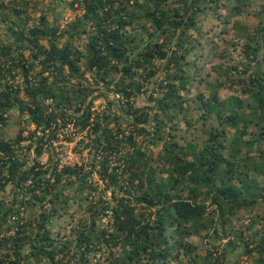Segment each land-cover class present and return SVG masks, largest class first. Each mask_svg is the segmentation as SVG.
<instances>
[{"label": "trees", "instance_id": "16d2710c", "mask_svg": "<svg viewBox=\"0 0 264 264\" xmlns=\"http://www.w3.org/2000/svg\"><path fill=\"white\" fill-rule=\"evenodd\" d=\"M52 2L82 14L0 0V133L19 120L0 137V264H264V4L252 27L255 0ZM183 121L207 138H178ZM71 125L90 159L60 169L48 145Z\"/></svg>", "mask_w": 264, "mask_h": 264}, {"label": "rangeland", "instance_id": "374dc122", "mask_svg": "<svg viewBox=\"0 0 264 264\" xmlns=\"http://www.w3.org/2000/svg\"><path fill=\"white\" fill-rule=\"evenodd\" d=\"M69 2L73 1V0H68ZM264 4V0H255V4L252 7H249L246 9L247 11V15L243 16V17H239L238 19L242 22V24H248L250 26H257L259 21L254 17V12H256L257 10H259ZM55 5L52 0H39V11H36L35 5L31 4L30 8H29V18L30 19H37L39 18L43 13L42 11L44 10V14L46 13L48 19L50 21H52L55 18V14L54 13H61L60 16V20L58 21V24H60L62 27H66L67 24H69L71 21L76 20L77 15H81L82 12L81 11H74L70 8H57L56 11H53L55 8ZM50 7V10H49ZM207 27H212L213 28V32L215 33H220L222 26L221 23H219L218 21H216L215 19H210L207 22ZM234 34V32L232 33ZM212 35V34H211ZM217 42H220V40H218L216 38ZM80 46H83V44H80ZM224 46L221 45V49H223ZM231 56L233 57L234 60H241V56H240V50L235 51L234 49L230 50ZM26 55L29 56V52H26ZM225 60H220V59H215L213 63L208 64L207 65V72H210L211 76L209 78V81H215L217 79L216 77V73L212 72V67L213 65L219 64V63H224ZM86 78H90V75H87ZM163 79V75L162 73H160L156 78H154L152 80V82L148 85V92L146 95H142L141 97H139L137 99V105L139 107H145L147 105H149V101L148 98L150 96V94H152L153 90L161 83ZM91 79H89L90 81ZM91 83V82H90ZM196 92H194V94L192 96H195ZM229 94H232L231 92L229 93L227 90L221 92V95L223 98H225L226 96H228ZM95 96L97 95V93L94 94ZM109 96L112 98L114 95L113 93H110ZM107 99L104 98H100L95 102V106L96 108H103V106L106 104ZM196 115L198 116V113H196ZM18 114L16 113V120L12 121L10 123V125L8 127H6L2 133H0V137H4V138H11L14 137L17 132H18V128H17V122H18ZM72 126V125H71ZM69 128V127H68ZM71 135H69L68 133L66 134L65 132L67 131L66 129L63 130L60 135H59V140H56L53 143V147L54 148H58L61 152H66L68 150H73L76 154H79L82 157V163H87L89 158V151L88 149L83 150L81 153H78L77 149L82 150V148H78V142L80 141L81 137L80 136H76V138H74L73 133H74V129L71 130ZM178 138L186 139L189 135H192L193 138H197L196 140L200 141L201 139H206L207 137L202 135L201 133H196L195 132V128H188L185 125V122L183 121L179 127H178ZM199 135V137H198ZM70 138L72 137L73 140L69 141L66 138ZM181 140V141H182ZM197 141V142H198ZM183 142V141H182ZM161 147L159 148H155L152 147L151 150L154 154H158L160 151ZM94 178H98V175L95 174ZM9 190V189H8ZM1 198H3L1 196ZM77 213L79 217H83V212L82 210H84L83 208H80L78 205L75 207L74 209ZM65 225L63 232L64 234H69L70 230H71V223H69V219L66 218L65 220ZM104 222H106V220H104ZM55 226L59 227V223L55 222ZM189 242H191L192 244L196 245V246H200L201 243L203 242V240L200 237H192L189 239ZM236 254H230L228 257V264H234L235 258H236ZM246 258H244L245 260ZM244 263V262H242Z\"/></svg>", "mask_w": 264, "mask_h": 264}, {"label": "built area", "instance_id": "2783aa9c", "mask_svg": "<svg viewBox=\"0 0 264 264\" xmlns=\"http://www.w3.org/2000/svg\"><path fill=\"white\" fill-rule=\"evenodd\" d=\"M69 129L73 130L74 128H73V126H69V128L66 129L67 131L65 133L66 134L68 133L69 135H71V131ZM59 135H58V140H59ZM75 135L76 134H75V131H74V133H73L74 138H76ZM55 141L56 140H54V141L52 140L48 146L51 145L50 148L51 147L54 148L53 147V143ZM54 149H55V153H56V156H57V160L59 161L60 169L64 168V167H75V166H81L82 165V157L79 154H76L73 150H68L66 152H61L58 148H54ZM88 151H89V149H88ZM49 157H50L49 151H47V148H46L44 153H43V155H42V157L39 160L41 166L43 167V169H47L49 167ZM97 159L99 161L101 159V156H98ZM100 184L102 185V182H100ZM111 196H112V193L109 191L108 192V197H111Z\"/></svg>", "mask_w": 264, "mask_h": 264}]
</instances>
